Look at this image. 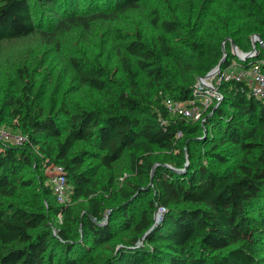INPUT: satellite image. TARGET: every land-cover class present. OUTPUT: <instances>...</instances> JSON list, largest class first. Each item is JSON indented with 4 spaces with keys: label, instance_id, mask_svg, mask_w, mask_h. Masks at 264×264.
Wrapping results in <instances>:
<instances>
[{
    "label": "trees",
    "instance_id": "trees-1",
    "mask_svg": "<svg viewBox=\"0 0 264 264\" xmlns=\"http://www.w3.org/2000/svg\"><path fill=\"white\" fill-rule=\"evenodd\" d=\"M140 1L87 0L80 8L76 0H0V42L34 33L43 5L62 17L51 33L42 31L49 38L64 25L90 27ZM250 3L249 17L231 18L230 7L208 24L200 13L155 11L156 38L138 34L124 45L136 67L125 56L117 66L111 51L71 56L80 87L95 93L90 104L55 97L44 106L28 68L18 70L25 83L20 95L4 99L0 126L11 106L27 139L0 140V264H264V98L232 81L221 84V99L200 120L165 104L194 98L224 53L221 69L264 59V9ZM179 32L182 50L171 43ZM253 34L261 35L257 50ZM230 39L250 55H234ZM125 153L131 177L119 187L115 162ZM56 164L70 183L65 203L47 183V168ZM158 208L162 217L146 233ZM121 229L133 235L120 243Z\"/></svg>",
    "mask_w": 264,
    "mask_h": 264
},
{
    "label": "rangeland",
    "instance_id": "rangeland-1",
    "mask_svg": "<svg viewBox=\"0 0 264 264\" xmlns=\"http://www.w3.org/2000/svg\"><path fill=\"white\" fill-rule=\"evenodd\" d=\"M76 1L80 8L86 6L87 0ZM250 2L251 0H141L137 7L115 13L110 19L101 18L93 21L90 27L64 25L58 33L49 38L44 36L42 31L51 33L57 28V23L62 17L57 14L54 7L43 5L38 8L34 16L39 23L34 33L0 42V106L7 96L20 95L19 88L25 80L21 79L18 70L23 67L28 68L30 79L35 81V90L38 91V98L44 106L55 97L66 100L79 99L84 104H90L95 93L84 85L80 87V82L76 79L69 61L71 56L96 58L100 51L102 55L111 51L117 66L120 67V57L125 56L136 67L135 58L125 50L124 45L138 34L150 41L156 38L161 30L153 23L155 11H159L162 17L171 12L180 15L192 13L193 17L200 13L205 24H208L210 19L227 14L230 7L235 11L234 15L228 13L231 18L234 16V19L239 21L243 16L249 17L253 13ZM256 2L258 8L264 9V0H256ZM82 13L85 16L90 15V12ZM254 35L251 36V43L253 47H257L259 38H254ZM170 37L172 45L177 50L184 48L180 32ZM201 82L210 83L212 78H203ZM10 110H12L11 106L6 108L10 118L0 126V130L8 135L4 141L14 143L16 135L22 133L17 127L19 121L13 118ZM129 165L127 153L115 162L117 186H123L125 178L131 177ZM101 172L106 179V171L102 168ZM47 183L54 185V180L48 179ZM68 187L67 199L71 201L70 183ZM148 197L149 195H145L136 206V213L132 212L135 219L138 218L137 211L147 205ZM158 211L161 209L158 208ZM107 217L109 219V215ZM131 235H133L132 229H121L117 240L121 243L128 240ZM140 242L142 243L143 240ZM107 253L103 248L97 254L103 259L108 255Z\"/></svg>",
    "mask_w": 264,
    "mask_h": 264
},
{
    "label": "built area",
    "instance_id": "built-area-1",
    "mask_svg": "<svg viewBox=\"0 0 264 264\" xmlns=\"http://www.w3.org/2000/svg\"><path fill=\"white\" fill-rule=\"evenodd\" d=\"M254 37H256V35H254ZM244 55L245 54H241L237 57H243ZM210 78H212V82L206 84L201 82V79H203L202 77L199 79L198 87L194 91L195 97L190 100L167 98L165 104L170 112L191 121L202 119L203 114L209 109L211 104L215 100L221 99L222 93L219 88L223 82H244L249 86L254 95L259 98H264V59L253 62L248 66L242 65L236 59L228 67L221 69L220 72L212 75ZM199 88H203L204 90L200 91ZM178 135H182V132H179ZM6 136L8 135L0 130V139L4 140ZM26 139V134H18L15 137L14 143L22 144ZM47 171L54 180L53 190L58 200L62 203L67 202L69 183L63 166L56 164L48 167ZM159 212L162 213L163 210L161 209ZM61 216L62 213H59V217Z\"/></svg>",
    "mask_w": 264,
    "mask_h": 264
},
{
    "label": "water",
    "instance_id": "water-1",
    "mask_svg": "<svg viewBox=\"0 0 264 264\" xmlns=\"http://www.w3.org/2000/svg\"><path fill=\"white\" fill-rule=\"evenodd\" d=\"M255 35H256V37H254V38H259V41L262 42L261 35L260 34H255ZM230 40H231V44H232V49H233V54L234 55L238 56V55H241V54H245L242 50H240V48L238 47V45L235 43V41L233 39H230ZM254 49L256 50L257 47L255 46ZM224 52H225V49H224ZM245 55L249 56L250 54H245ZM225 59H226V53H224L223 58L220 60L219 64L214 69H212L210 72H208L206 75H204L202 78H208V77H211L212 75L220 72V70L222 68V64L225 61ZM161 214L162 213H160L158 210L155 212V222H154V224L151 226V228L146 233H148L149 231L154 229V227L157 225V223L159 222V220L161 218ZM106 219L108 220V217ZM145 235L142 236L141 241L144 240ZM121 246L122 245H119V247H121Z\"/></svg>",
    "mask_w": 264,
    "mask_h": 264
}]
</instances>
